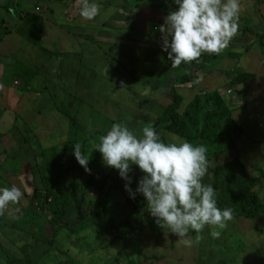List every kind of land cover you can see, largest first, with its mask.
<instances>
[{
	"label": "rangeland",
	"instance_id": "rangeland-1",
	"mask_svg": "<svg viewBox=\"0 0 264 264\" xmlns=\"http://www.w3.org/2000/svg\"><path fill=\"white\" fill-rule=\"evenodd\" d=\"M201 1L206 0H175L169 6L177 14L174 17L139 7V0H0V17L9 19L11 29L18 30L22 25L16 23L14 14H7L3 6L15 8L18 3V12H34L42 18L44 50L51 54L45 57L38 50L19 44L16 35H9V30L5 31L6 36L3 32L0 35V59L9 57V67L4 69L2 80L9 83V93L14 92L11 94L13 99L8 101V91L5 92L8 89L1 83L0 236L1 231L5 235L3 243L0 237V250L3 245L5 250L14 249L10 255L16 261L11 262L21 264L24 261L29 251L18 249L34 245L32 234L39 229L29 208L25 210L28 215L13 208L12 191L18 197L24 190L29 201L36 190L43 188L39 176L49 175L48 164L60 166L63 163L62 154L67 145L73 144L75 156L80 153L81 143L75 144L70 137L74 131L68 123L69 116L77 117L78 123L82 127L86 125L87 131L90 129L94 135L85 136L82 144V171L78 175L83 181L96 171L98 178L104 175L112 180L123 165V180L134 172L135 179L129 182L131 186H126L121 197L146 194L153 204L150 211H172L177 203L190 208L209 203L214 198L207 166L204 167L198 158H182L163 170L165 177L161 184L148 185L146 180L136 177L145 173V164L152 161L155 152L147 137L156 115L147 102L149 100L161 109L170 103L169 89L161 88L155 92L157 82L164 78L163 74H158L166 65L162 61L156 62L162 54L174 62L176 59L190 60L199 52L204 55L222 53L224 47L220 41L226 42L222 32L237 29L236 34L240 36L241 30L251 21L257 35L253 38L245 34L235 41L233 52L237 58L233 60V66L241 73L264 79V20L259 15L263 11L264 16V0H218L210 14H205L207 5ZM36 6L40 9L34 10ZM200 15L213 20L217 26H212L205 34L207 37L203 36L205 24L203 21L199 24L195 19ZM231 15L236 17L233 21H230ZM204 43L208 44L206 48ZM96 45L102 49H97ZM225 67L223 65L221 69ZM27 69L37 72V76L30 73L29 77H22ZM56 72L61 76L58 80L54 79ZM215 73L202 76L191 71L192 82L181 87L180 94L189 100V91L203 79L209 80L202 88L203 93L217 92L222 100L230 101L227 104L233 110V120L248 138L239 148L249 146V155L260 160L264 171V151L254 148L251 143V134L264 130V82L257 80L258 86L251 83L254 88L251 86L247 93V84L242 85V90L238 86L230 91L224 71L221 70L219 75ZM237 75L229 73V78L234 79ZM24 80H31L28 87ZM144 85L148 86L145 88ZM151 90L155 93L151 94ZM250 91L252 105L245 102ZM61 107L66 116L61 115ZM106 120L112 125L108 127ZM105 128L108 130L104 131ZM165 142L176 150L184 147L183 141L171 136L166 135ZM93 149L97 150L95 158ZM89 157L94 158L95 167L93 158L89 160ZM255 160L253 164L250 162L251 177L262 172ZM77 164L75 162L74 166ZM67 170L69 172L65 174ZM61 172L64 179L71 180L70 166ZM6 173H9V180L5 178ZM148 177L151 179L150 174ZM98 185L102 186V181ZM258 189L262 198L264 179ZM89 194L84 193L85 211L93 199ZM121 201L119 197V203ZM126 218L129 220V216ZM75 223L58 229L59 236L48 253H43L42 246L35 250L36 264H264L262 217L255 222L240 220L232 223L217 214L212 223H191L190 229L199 231L198 237L192 240L185 239L178 230L166 231L159 236L145 230L126 247L105 235L104 239L100 238L95 229H90V223H85L88 228L73 229ZM45 225L40 228L51 237L52 233ZM66 249L70 250L69 255ZM0 254V264H11L9 255L1 251Z\"/></svg>",
	"mask_w": 264,
	"mask_h": 264
},
{
	"label": "trees",
	"instance_id": "trees-1",
	"mask_svg": "<svg viewBox=\"0 0 264 264\" xmlns=\"http://www.w3.org/2000/svg\"><path fill=\"white\" fill-rule=\"evenodd\" d=\"M201 2L207 5L204 10L205 14H210L214 12V7L217 5L218 0ZM139 3V7H148L157 13L162 12L165 15H177L169 9V6L175 3V0H139ZM17 6L18 3L15 8L3 6V9L7 14H14L16 23L22 26L18 30L14 27L11 29L9 28V19H4L1 16L0 35L3 32L4 36H6V32L9 30V35H16L19 44L32 47L41 52L45 57H48L51 54L44 50L45 44L42 37L45 25L42 18L34 12H18ZM37 9L40 8L36 6L34 10ZM259 15L264 20V16H262L263 11ZM202 17L201 15L200 17L196 16V22L200 24L203 21V24H205L203 28L208 31L209 25H211L210 23L213 20L210 21L209 18L206 20ZM230 17V21H233L232 18H236L235 16ZM256 17L258 16L256 15ZM164 18L167 17L164 16ZM247 26V28L241 30L240 36L236 34L237 29H231L229 30L230 32L224 31L226 42L222 43L220 41L221 46L224 47L222 53L214 52L204 55L199 52L190 60L180 61L176 59L177 61L174 62L168 61L162 54V57L160 56L161 58L156 62L162 61V64L166 65L164 71L162 70L158 74H163L164 80L161 79L159 80L160 82H157L155 92L161 88L169 89L170 103L161 109L153 102L149 100L147 102L152 113L156 115L155 121L149 128L147 137L155 152L152 161L145 164V173L142 176L136 175L138 180L140 178L144 179L148 185L161 184L165 177L163 170L171 167L182 158H198L203 162L204 167L205 165L207 166V178L210 181L214 198L209 203L196 204L190 208L177 203L172 211L159 209L157 211H150L153 204L151 197L146 194L121 197L126 186H131L129 182L135 179L134 172L126 180H123L122 175L125 171L123 170V165L120 168L119 174L114 176L112 180L107 179L104 175L98 178L99 172L96 171L83 181L78 175L82 171V144L85 142V136L89 135L93 137L94 135L91 134L90 129L89 132L87 131L86 125L82 127L78 123L77 117L69 116L68 123L71 124V128L74 131V133H70V137L74 140L75 144L81 143L80 153L75 156L72 149L73 144L67 145L62 154L63 163L60 166L52 163L48 164L49 175L45 176V174H41L39 176L43 188L36 190L29 201L24 190H21L22 193L18 196L19 198L12 191L14 197L12 200L14 202L13 208L20 209L22 214L26 215L28 213H25V210L29 208V214L34 216L33 219H35L39 228L36 234H32V237L35 239L34 245H24L18 249L21 252L29 251V255L25 256L22 263L20 257L19 263L36 264L34 260L36 256L35 250L39 249V246H42L44 248L43 253H48L47 251L55 244V238L59 236L58 229L65 228L69 223L74 221L76 223L73 229L88 228L89 226L85 225V223H90L92 227L90 229H95L97 236L104 239L105 235L108 238L110 237L109 239L112 238L111 240H115L126 247L131 241L141 237L145 230L150 231L154 236H159L166 231L178 230L185 239L192 240L198 237L199 231L190 229L191 223L193 221H201L203 224L212 223L217 214H221L228 222L232 223L240 220L255 222L261 217L264 218V196L260 197L261 192L258 189L262 179H264V171L260 166V160H255L252 154L249 155V146L247 147L248 149L246 147L239 148L242 141L248 140V138L242 127L237 125L233 120V110L227 104L230 101L222 100L217 92L203 93L204 88L202 84L197 85L195 89L189 91V94H191V99L189 100H185L180 94V88L192 82L193 75L191 71H196L203 76L204 74H213L221 70L225 73L228 82L226 83L227 88L230 91L238 86L241 89L243 84H247L245 88L246 93L248 92V89L252 86L251 83L257 81L258 78L252 74L241 73V71H238L233 66L235 64L233 60L237 58V54L233 52L236 48L234 45L235 41L245 36V34L252 35L253 38L257 35V32L253 28L254 24L251 21ZM207 45L204 43L203 47L206 48ZM96 46L98 47L97 49H102L99 45ZM223 65L226 66L224 70L221 69ZM30 73L34 74V77L37 76V72L27 69L22 77H29ZM229 73H238V75L234 79H230ZM174 76L177 79H174ZM56 77L54 78L55 80L61 78L59 74H56ZM24 81H26L25 85L28 87V82H31V80ZM61 85L65 88V84L62 83ZM151 91V94L155 93L154 90ZM18 95L21 94L18 93ZM251 98L246 95L245 102L252 105L254 102H249ZM61 109V115L66 116L64 108L61 107ZM105 123H108V127L112 125L107 120ZM107 130L105 128L104 131ZM263 132L264 130L260 133ZM166 135L174 137L178 141H183V149L176 150L167 145L165 142ZM260 136L258 140L254 142L252 140L251 143L254 148L264 151V135L260 134ZM92 153L95 158L97 150L93 149ZM94 158L92 160L93 167H95ZM254 160L258 161L255 165H258L262 172L259 171L256 176L251 177L250 174L253 171L250 168V162L253 164ZM75 162L78 164L74 166ZM67 166H70L71 180L64 179L63 172H61V169L63 170ZM68 172L69 170L65 174ZM148 174L151 175V179H149ZM9 177V173H6L5 178L9 180ZM95 179L97 181L94 182ZM101 181L102 186H99L98 184ZM96 182L98 183L96 184ZM89 192L91 193L89 194ZM84 193H88L93 198L86 211L83 208ZM119 197L122 199L120 203ZM37 212H39V216ZM126 216H129V220H127ZM131 219H135L134 222H131ZM44 225L48 226L49 231L52 233L51 237L46 236L45 232L41 230ZM3 235L5 234L1 231V243H3ZM40 236L42 237L40 238ZM7 243L9 245V241ZM0 251L9 255L10 262L12 260L16 261L10 255L13 254V248L5 250L3 245V249ZM69 251L66 249L68 255ZM11 264L17 263L11 262Z\"/></svg>",
	"mask_w": 264,
	"mask_h": 264
},
{
	"label": "crops",
	"instance_id": "crops-1",
	"mask_svg": "<svg viewBox=\"0 0 264 264\" xmlns=\"http://www.w3.org/2000/svg\"><path fill=\"white\" fill-rule=\"evenodd\" d=\"M94 12V11H93ZM96 13V12H95ZM232 14V13H231ZM232 16V15H231ZM231 18V17H230ZM97 18H95V20H96ZM204 19V18H203ZM233 19V18H232ZM202 21V20H201ZM214 22V21H213ZM213 22H212V25H209V30L208 31H205V33H203V35H205L206 33H209L210 31H211V29H212V26H215L216 28H217V26L215 25V24H213ZM215 23V22H214ZM211 27V28H210ZM232 27V26H231ZM227 29V28H226ZM136 33V32H135ZM213 33V32H212ZM223 33V41H226V39H224V37L226 36L225 35V33L224 32H222ZM213 35H214V33H213ZM205 37H207V36H205ZM207 44V43H206ZM97 47V46H96ZM0 55H2V52H1V48H0ZM7 61L9 62V57L7 56L6 57V59H0V95H2L1 94V92L3 91V89H2V87H1V83L3 82V83H5V85H6V87H7V89L8 90H5V92L6 91H8V101H11L13 98H12V95L11 94H13L14 92L13 91H11L10 93H9V83L8 82H6V81H3L2 80V76L4 75V73H5V71L6 70H4V69H6V67L8 68L9 67V63H7ZM1 70H2V72H1ZM219 73L220 72H216L215 74L216 75H219ZM56 74H59V73H57L56 72ZM61 74V73H60ZM221 74V73H220ZM60 76V75H59ZM61 77V76H60ZM258 80H262L263 82H264V79H262L261 77L260 78H258ZM225 81H226V83H228L227 82V80L225 79ZM210 81L209 80H207V79H203L202 80V82H201V84L205 87L206 86V84L207 83H209ZM255 86H258V84H257V82L255 81ZM254 87V85L252 86V88ZM256 89V88H255ZM260 91V90H259ZM258 91V92H259ZM3 93V92H2ZM252 93H251V91H250V93H249V95H248V97L251 95ZM1 97V96H0ZM6 100V99H5ZM6 103H7V101H6ZM254 104V103H253ZM262 136L264 135V133L263 134H261ZM261 136H260V131L256 134V133H252L251 134V139L253 140V141H256V140H258V138H260ZM6 209V208H5ZM48 229V228H47ZM46 230V229H45ZM45 234H46V236H48L47 235V232H45ZM0 255H2V254H0Z\"/></svg>",
	"mask_w": 264,
	"mask_h": 264
},
{
	"label": "built area",
	"instance_id": "built-area-1",
	"mask_svg": "<svg viewBox=\"0 0 264 264\" xmlns=\"http://www.w3.org/2000/svg\"><path fill=\"white\" fill-rule=\"evenodd\" d=\"M14 84H16V82Z\"/></svg>",
	"mask_w": 264,
	"mask_h": 264
}]
</instances>
